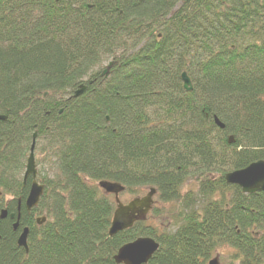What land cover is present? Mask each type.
Masks as SVG:
<instances>
[{
	"label": "trees",
	"instance_id": "obj_1",
	"mask_svg": "<svg viewBox=\"0 0 264 264\" xmlns=\"http://www.w3.org/2000/svg\"><path fill=\"white\" fill-rule=\"evenodd\" d=\"M0 117V264H116L140 237L160 245L148 264L224 248L228 264H264V193L225 180L264 161V0H0ZM35 133L45 190L28 212ZM103 181L155 188L175 203L171 229L148 217L110 237Z\"/></svg>",
	"mask_w": 264,
	"mask_h": 264
},
{
	"label": "water",
	"instance_id": "obj_2",
	"mask_svg": "<svg viewBox=\"0 0 264 264\" xmlns=\"http://www.w3.org/2000/svg\"><path fill=\"white\" fill-rule=\"evenodd\" d=\"M188 1L189 0H184V3H187ZM154 32L150 34V37L154 34ZM113 65L114 62H111L108 65L107 69L102 73V77L107 78L109 76L110 69ZM181 77L184 90L186 92H191L193 87L187 73L184 72ZM85 91L86 86L82 85L79 90L74 93V98L82 96ZM46 96L47 93L45 94V97ZM0 119H4V117H0ZM107 120L109 121V118H107ZM215 124L222 130L225 128L224 124H222L217 117H215ZM36 139L37 133L33 136L31 152L27 160L26 172L24 176V182H26L30 177L32 179L29 195L25 202V207L28 212H31L39 205L45 190L44 186L38 182L37 178V167L35 161ZM229 143H233V138L230 139ZM225 180L228 185L239 187L243 194L254 195L257 193H264V161H258L252 163L245 169L227 173ZM98 186L107 195H113L115 197L116 209L114 211L111 227L109 229L110 237H114L121 232L133 228V226L138 222L146 221L153 209L154 197L157 195V190L155 188H150L145 196L133 198L129 203L124 204L120 199V195L125 192V187L118 183L108 181L100 182ZM7 217L8 212L3 210L0 219L5 220ZM14 218L15 215L11 214L10 219L13 220ZM45 222V216L37 220L38 225H42ZM18 227L19 215L17 222L14 224V230H17ZM28 234L29 230L24 229L17 241L18 246L25 249L26 253L29 252L27 243ZM159 246L160 245L152 238L140 237L135 241L122 246L115 255L114 261L116 264H148V262L151 261L154 255L158 252ZM209 264H218V261L212 260Z\"/></svg>",
	"mask_w": 264,
	"mask_h": 264
},
{
	"label": "rangeland",
	"instance_id": "obj_3",
	"mask_svg": "<svg viewBox=\"0 0 264 264\" xmlns=\"http://www.w3.org/2000/svg\"><path fill=\"white\" fill-rule=\"evenodd\" d=\"M108 63V62H107ZM104 62L100 69L104 72L108 64ZM45 156H39L40 161L44 159ZM51 167L50 162L47 159H44L42 162V168L45 171L51 172L49 168ZM53 172V171H52ZM148 188L144 189L142 193H140V197H143L147 194ZM186 191V190H185ZM135 196L131 194L124 193L120 196L121 201L124 204H127L130 202ZM154 209L149 214L148 223L149 225L155 226L158 228L159 233H162L164 231H168L172 227V214L175 207V203H162L159 201L158 196L156 195L154 197ZM155 212V213H154ZM232 254L231 250L229 248H224L218 251L217 255L212 258V260H217L218 264H228L230 255Z\"/></svg>",
	"mask_w": 264,
	"mask_h": 264
}]
</instances>
